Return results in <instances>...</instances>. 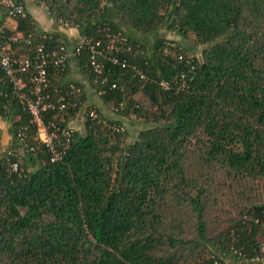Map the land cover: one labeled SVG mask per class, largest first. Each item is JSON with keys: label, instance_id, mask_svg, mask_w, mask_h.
I'll list each match as a JSON object with an SVG mask.
<instances>
[{"label": "trees", "instance_id": "trees-1", "mask_svg": "<svg viewBox=\"0 0 264 264\" xmlns=\"http://www.w3.org/2000/svg\"><path fill=\"white\" fill-rule=\"evenodd\" d=\"M37 5L55 31L39 32L26 12L10 18L14 29L4 21L0 28L32 34L33 45L47 49L64 44L57 31L64 24L77 39L99 42L100 76L87 49L74 62L115 116L95 110L80 81L56 82L68 63L62 72L49 69L50 100L65 96L77 105L63 124L46 113L60 127L62 156L51 162L0 71V117L15 141L10 150L21 153L0 155V264H253L243 260L260 252L264 203L239 197L264 185V0ZM0 10L6 18L2 0ZM161 29L191 40L199 55L160 37ZM13 51L22 56L25 48ZM31 74L20 76L28 84ZM79 114L82 131L69 126ZM126 119L143 126L131 143ZM20 131L36 153L22 148ZM225 188L238 194L239 218L211 236L207 218L222 215L216 208Z\"/></svg>", "mask_w": 264, "mask_h": 264}, {"label": "built area", "instance_id": "built-area-1", "mask_svg": "<svg viewBox=\"0 0 264 264\" xmlns=\"http://www.w3.org/2000/svg\"><path fill=\"white\" fill-rule=\"evenodd\" d=\"M33 2L37 4L39 0H33ZM2 4L8 10L7 18L25 16V8L21 1L2 0ZM63 27H67V25L64 24ZM33 38L32 34L27 36L19 33L7 35L4 29L0 28V71L10 85L11 95L18 100L23 110L30 116L31 123L36 128V139L49 152L50 161L56 162L62 156V151L58 150L56 145L60 127L53 122H46V113H57L56 117L59 124H63L65 123V111L68 109L74 110L77 105L70 102L65 96H61L55 101L50 100L48 95V71L49 69H56L62 72L70 58L79 56L82 49H87L90 55V66L94 73L100 76L104 67L96 61L97 49L100 44L99 42L91 44L89 41L77 39L71 49H68L65 44L56 49H47L43 44L33 45ZM16 45L25 48L24 55L16 56L13 51V46ZM111 62L116 64L117 60L112 58ZM28 72H32V74L27 84L20 75H25ZM137 74L140 75V78H143V75L138 71ZM163 85L166 87V84ZM73 90L74 88L71 87V92ZM89 116L95 117L93 112ZM79 117L83 119L82 114H79ZM70 132L71 130H61V133L66 137L70 135ZM17 137L22 143V148L27 149L29 152H37L35 148L27 147L24 142L23 131H20ZM2 154L10 157L17 156L16 151L10 149H0V155ZM11 169L13 172H17L18 164H11ZM243 261L264 264V244H262L260 252L255 258Z\"/></svg>", "mask_w": 264, "mask_h": 264}, {"label": "crops", "instance_id": "crops-1", "mask_svg": "<svg viewBox=\"0 0 264 264\" xmlns=\"http://www.w3.org/2000/svg\"><path fill=\"white\" fill-rule=\"evenodd\" d=\"M21 2L24 5L25 12L32 17L36 26L38 27V29H40L39 32L55 31L53 22L49 18L46 7L35 4L33 0H21ZM4 17L5 16L3 12L0 10V21H4L5 25L14 29L15 25L13 21L8 19L7 17ZM57 31L61 33L63 43L67 46L68 49H71L75 45L76 39L78 37L77 31L73 28H63L60 26L57 28ZM54 79L60 84L74 80L80 81V83L84 85V92L86 94L87 102H92L93 105H97L98 108L103 109V106L96 99V95L90 90L87 79L82 75L81 70L74 62V58H70L68 61L67 74L63 78L54 76ZM8 127L9 126L7 122L0 117V149L2 150L14 149L15 147V141L11 137L8 131ZM73 129L76 131H82V124L77 119L74 122Z\"/></svg>", "mask_w": 264, "mask_h": 264}, {"label": "rangeland", "instance_id": "rangeland-1", "mask_svg": "<svg viewBox=\"0 0 264 264\" xmlns=\"http://www.w3.org/2000/svg\"><path fill=\"white\" fill-rule=\"evenodd\" d=\"M159 36L162 38L167 39L168 41H175L181 43L186 49L191 48L196 52V56L199 55L200 48H196L194 43L189 40L182 38L178 35H176L173 32H169L167 30L161 29L159 31ZM19 51V50H18ZM137 100L142 103L143 105L147 106V102L144 101L141 94L137 95ZM94 109L96 110L98 107L97 105H93ZM110 105H105L103 108V112L105 113L106 117L113 118L115 116L112 114ZM102 109V108H99ZM75 118L70 121V127L73 129ZM80 123H82V119H77ZM123 126L128 130L130 137L128 139V143H131L134 140L135 134L138 132L139 129H141L143 126L138 124L136 121H130L128 119L123 120ZM18 153V154H17ZM17 155H20V152H16ZM220 199L219 203L220 205L216 208L219 209L221 207V213L222 215H215L218 219H215L214 217H208L207 221L209 222V232L212 235L216 234L218 231L222 230L225 225L228 226V224H232V219L239 218L238 216V207H236V197L238 196L236 191H227L226 188L223 189L220 192ZM245 198H248L252 202L256 203H264V185L263 184H257L255 188L252 191L246 190L243 192V194L239 197V199L247 200ZM234 221V220H233ZM262 244H264V229L261 232V236L259 237ZM228 262V260H227ZM253 264H261V263H253Z\"/></svg>", "mask_w": 264, "mask_h": 264}]
</instances>
